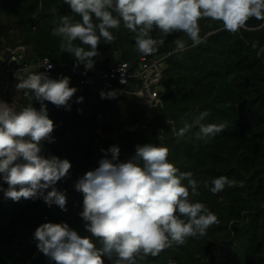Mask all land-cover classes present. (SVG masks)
Instances as JSON below:
<instances>
[{
  "label": "trees",
  "instance_id": "obj_1",
  "mask_svg": "<svg viewBox=\"0 0 264 264\" xmlns=\"http://www.w3.org/2000/svg\"><path fill=\"white\" fill-rule=\"evenodd\" d=\"M63 15H74L64 0H0V58L7 60L6 48L22 46L24 60L70 63L74 58L61 52L60 38L51 34ZM199 26L206 43L192 48L184 33L174 32L154 54L173 52L160 83L161 108L150 109L131 96L110 99L91 91L74 93L66 106L45 101L54 130L51 140L41 143L40 154L71 163L68 174L55 185L66 195V210L47 205L42 197L9 199L4 207L0 191V264H54L39 251L34 237L44 223H67L80 236H90L80 216L83 194L75 189L78 179L97 168L106 153L111 159L110 147L118 146L119 159L126 161L137 145L149 143L168 148L169 162L181 172L193 173L201 183L200 195L190 198L205 204L219 223L204 236L189 237L184 245L148 256L144 264H264V21L250 18L246 29L237 33L211 19H201ZM110 31L115 39L112 43L101 39L92 69L110 66L107 53H113L117 63L134 62L143 55L134 50L133 34L122 22ZM152 35L158 38V30ZM177 38L187 42V51H174ZM17 83L15 74L3 73L1 98L17 111L30 103L39 109V102L30 99L32 93L17 89ZM204 111L208 116L202 123L223 124L224 131L205 139H197L198 128L184 136L173 131ZM98 116L102 139L97 134ZM221 175L235 184L216 194L203 187V181L210 183ZM0 186L8 187L2 178ZM92 240L100 247L96 238Z\"/></svg>",
  "mask_w": 264,
  "mask_h": 264
},
{
  "label": "clouds",
  "instance_id": "obj_2",
  "mask_svg": "<svg viewBox=\"0 0 264 264\" xmlns=\"http://www.w3.org/2000/svg\"><path fill=\"white\" fill-rule=\"evenodd\" d=\"M64 2L74 15L60 16L51 34L60 38L61 52L71 54L86 69L94 67L92 58L99 55L101 39L112 43L115 37L110 30L118 29L121 22L133 34L134 50L148 56L157 53L165 38L174 32L184 33L192 48L206 43L207 37L200 34L201 19L220 21L223 30L231 33L246 29L250 18L264 21V0ZM154 30H158V38L153 37ZM174 45L176 52H185L189 46L182 38L175 39ZM43 66L49 70L52 67L47 58L40 65ZM15 75L17 89L29 90L30 99L39 102L40 108L30 103L17 111L0 99V178L8 185L7 189L0 186V191L13 201L42 197L47 205L66 210V195L55 185L68 174L71 163L56 156L45 158L40 154V145L51 140L54 130L45 101L66 106L77 89L69 87L68 77L53 79L44 72H29L24 77L20 71ZM101 97L105 94L101 93ZM207 116V111L200 112L191 123L185 122L173 131L184 136L198 128L197 139L224 131L223 124L202 123ZM107 151L111 159L106 153L99 166L86 172L75 185L83 194L80 216L91 235L82 237L67 223H44L35 230L37 248L54 264H105L106 260L108 264H144L148 256L156 257L173 245H184L189 237L204 236L210 226L219 223L205 204L190 198L200 195L201 183L192 172H181L169 162L168 148L151 143L137 145L135 154L126 161L119 159L118 146ZM21 159L23 162H18ZM202 183L216 194L235 181L221 175Z\"/></svg>",
  "mask_w": 264,
  "mask_h": 264
},
{
  "label": "built area",
  "instance_id": "obj_3",
  "mask_svg": "<svg viewBox=\"0 0 264 264\" xmlns=\"http://www.w3.org/2000/svg\"><path fill=\"white\" fill-rule=\"evenodd\" d=\"M25 50L22 46L4 50L7 53V60L3 61L0 58V76L3 73L16 74L20 71V74L26 77L29 72H44L53 79L70 78L69 87L76 88L75 93L84 91L104 93L110 99L131 96L145 102L150 109L163 106L160 83L167 67V59L173 52L162 56L142 55L134 62L111 64L107 69H86L75 59L70 63H55L47 58L52 65L49 70L47 66L40 67L46 58H32L28 61L22 59L25 56ZM24 69H28V72L23 71ZM111 93L114 95H109ZM0 99H2L1 96ZM8 104L11 106L10 103ZM97 120H101V116H98ZM97 134L100 139L104 138L101 127L97 129ZM1 202L4 207L9 204V199L4 196V193H2Z\"/></svg>",
  "mask_w": 264,
  "mask_h": 264
},
{
  "label": "rangeland",
  "instance_id": "obj_4",
  "mask_svg": "<svg viewBox=\"0 0 264 264\" xmlns=\"http://www.w3.org/2000/svg\"><path fill=\"white\" fill-rule=\"evenodd\" d=\"M106 56H107V57L109 58V60H110V62H109L110 65H111V64H115V63H117L116 58H115V56H114L113 53H107ZM12 108H13V106H12ZM98 122H99V127H98V128H100V127H101V120H99Z\"/></svg>",
  "mask_w": 264,
  "mask_h": 264
}]
</instances>
